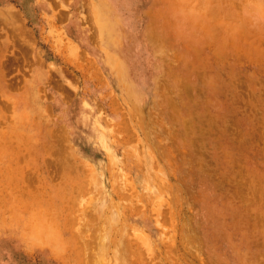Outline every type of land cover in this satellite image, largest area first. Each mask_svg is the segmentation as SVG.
Returning a JSON list of instances; mask_svg holds the SVG:
<instances>
[{"label": "rangeland", "instance_id": "374dc122", "mask_svg": "<svg viewBox=\"0 0 264 264\" xmlns=\"http://www.w3.org/2000/svg\"><path fill=\"white\" fill-rule=\"evenodd\" d=\"M0 264H264V0H0Z\"/></svg>", "mask_w": 264, "mask_h": 264}, {"label": "bare ground", "instance_id": "6f19581e", "mask_svg": "<svg viewBox=\"0 0 264 264\" xmlns=\"http://www.w3.org/2000/svg\"><path fill=\"white\" fill-rule=\"evenodd\" d=\"M11 15V14H10ZM4 17V16H3ZM2 18V17H1ZM12 18V17H11ZM5 19V18H4ZM12 23V22H11ZM13 25V24H12ZM129 114V113H128ZM2 153H3V151H1ZM55 162V161H54ZM101 200V199H100ZM43 207H41V209H42ZM36 229H37V227H36ZM146 236V235H145ZM40 238V237H39ZM102 241V240H101ZM89 243V242H88ZM148 247V246H147ZM102 248V247H101ZM102 251L103 250H100V252L102 253ZM104 252V251H103ZM105 253V252H104ZM102 255V254H101ZM117 262V261H116Z\"/></svg>", "mask_w": 264, "mask_h": 264}]
</instances>
